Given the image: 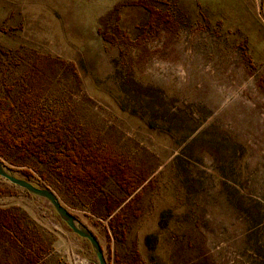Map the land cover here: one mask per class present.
<instances>
[{"label": "rangeland", "instance_id": "1", "mask_svg": "<svg viewBox=\"0 0 264 264\" xmlns=\"http://www.w3.org/2000/svg\"><path fill=\"white\" fill-rule=\"evenodd\" d=\"M133 1L0 0V92L27 80L63 124L153 172L116 239L27 166L30 183L96 237L107 264H264V0H147L167 13L148 28ZM40 57L72 63L77 79ZM0 184L11 192L0 207L49 240L47 264H97L46 200ZM106 192L122 197L112 181Z\"/></svg>", "mask_w": 264, "mask_h": 264}, {"label": "trees", "instance_id": "2", "mask_svg": "<svg viewBox=\"0 0 264 264\" xmlns=\"http://www.w3.org/2000/svg\"><path fill=\"white\" fill-rule=\"evenodd\" d=\"M131 4L147 13V28L167 17L166 12L156 10L147 0H135ZM99 34L109 41L108 35ZM39 59L40 64L48 61L50 65L56 63L68 69L77 79L72 63ZM38 63L39 60L35 66ZM18 83L4 84V91L0 92V159L22 168L23 178L29 183L32 174L24 169L27 166L40 180L53 179L60 184L57 191L64 195L63 202L69 208L87 211L104 220L115 239L119 234L124 235L128 219L137 212L136 201L153 172H144L118 149L102 144L92 134H81L74 126L63 124L56 110L40 106V93L35 87L27 91V80ZM108 181L122 193L121 198L114 199L106 192ZM9 189L0 184V197L11 195ZM146 239L148 243L155 238ZM49 254V240L27 223L23 211L0 207V264H47ZM112 264H143V261L138 255L131 261L113 256Z\"/></svg>", "mask_w": 264, "mask_h": 264}, {"label": "water", "instance_id": "3", "mask_svg": "<svg viewBox=\"0 0 264 264\" xmlns=\"http://www.w3.org/2000/svg\"><path fill=\"white\" fill-rule=\"evenodd\" d=\"M0 178L6 180L8 183L28 192L33 196H37L46 200L54 209L58 217L66 224L72 233L78 237L85 239L90 244L92 251L96 257L97 264H107L103 256L102 249L96 239V237L85 227H83L79 221L73 216L58 200L55 194L49 189H42L33 186L31 183L16 178L11 175L3 164L0 162Z\"/></svg>", "mask_w": 264, "mask_h": 264}]
</instances>
